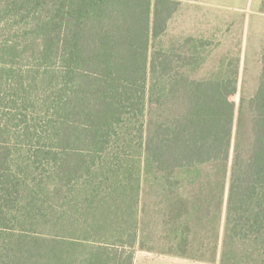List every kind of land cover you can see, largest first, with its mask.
Here are the masks:
<instances>
[{"label": "trees", "instance_id": "obj_1", "mask_svg": "<svg viewBox=\"0 0 264 264\" xmlns=\"http://www.w3.org/2000/svg\"><path fill=\"white\" fill-rule=\"evenodd\" d=\"M180 1L0 0V264H133L142 173L170 187L172 171L228 161L233 136L210 253L264 264V47L234 125L238 60L196 80L194 38L154 48ZM210 194L213 222L224 193Z\"/></svg>", "mask_w": 264, "mask_h": 264}, {"label": "rangeland", "instance_id": "obj_2", "mask_svg": "<svg viewBox=\"0 0 264 264\" xmlns=\"http://www.w3.org/2000/svg\"><path fill=\"white\" fill-rule=\"evenodd\" d=\"M152 1L154 2V0ZM249 12L250 20H252V17L255 16L254 9ZM244 14L246 13L232 14L228 12L226 19H214L212 16L209 17L205 9L196 4L181 0L179 10L170 21L165 35L159 38L154 46V48L167 49L173 44L177 47L186 38L193 37L196 41L197 61L194 64V68L188 72V75L196 80L220 78L227 70V63L230 61L233 65L238 60V84L236 97L234 98V125L237 122L240 99L247 100L255 92V84L259 82L261 74V65L257 66L255 63V60L258 61L259 57L251 55L254 50L252 45L254 42L256 43V38L254 37L253 39V35L250 32L247 35L246 33L244 34ZM190 17L194 18L191 19ZM199 40L206 44L203 46L199 45L197 43ZM245 42L247 51L244 54L243 46ZM147 108L148 113L145 119H148L149 117L147 116H150V107L148 106ZM233 145L234 136L231 142L229 159L221 165L212 163L193 168L189 171H172L168 175L170 187L167 186L165 175L142 173L140 185L143 210L140 213V217L138 216V236L141 243L144 240L143 236L146 235V238L151 243L154 245L158 244V220L159 215L162 213L161 210L165 208V206L163 208L161 206L168 203V201L164 200V196L168 194L166 192L168 188H171L173 193L210 194L211 192H223L224 196L227 194L232 167ZM216 199L214 197V201ZM189 210L190 208L186 211ZM188 218L192 223L194 216ZM221 219L220 212L213 218L212 226L208 223L207 233L191 232L188 234L189 237L194 238L188 244L185 242L183 245V249L186 248L187 253H190L189 258L204 259L207 257L209 259L211 257L210 248L213 245V253L216 251L215 257L218 256L219 245L222 241V238L220 239L219 237L221 234L223 235V223ZM149 226H153V230ZM201 236L203 239V236L208 238L206 247H204V241L201 242L199 239H195ZM216 260L217 258L214 259V262H217Z\"/></svg>", "mask_w": 264, "mask_h": 264}, {"label": "crops", "instance_id": "obj_3", "mask_svg": "<svg viewBox=\"0 0 264 264\" xmlns=\"http://www.w3.org/2000/svg\"><path fill=\"white\" fill-rule=\"evenodd\" d=\"M183 2H189L198 5L199 7L205 9L209 17L212 16L214 19H226L227 13L232 14L246 13L244 14V34H249V32L256 38V43L252 45L253 52L251 55L259 57V60L255 63L257 66L261 65L263 47H264V13L261 11L262 0H183ZM180 7V5H179ZM254 9L255 16L250 20V12ZM179 10V8H178ZM177 13V12H176ZM175 16V15H174ZM173 16V17H174ZM193 19L194 17H190ZM172 20V19H171ZM170 20V21H171ZM168 23V26L170 24ZM193 38V37H192ZM244 54L247 51L246 42L243 46ZM262 67V66H261ZM261 71V70H260ZM258 84H255L256 90L249 97L252 98L258 88ZM226 195L223 196V205L221 210L222 223L224 226L225 218V206H226ZM225 198V199H224ZM164 200L168 201L167 204L161 206L165 208L161 210V215H159V225L157 227V240L158 244L154 245L143 236V247H140L141 240L139 238L137 248L135 251L133 264H219L218 257L217 262H214L212 256L208 259L205 257L201 258H189L188 256H181L180 254H174L167 251V248L183 246L186 242L187 244L193 239L189 237V233H207L208 223L212 226V220H208V202L211 200V194L209 193H172L166 194ZM192 201H200L197 204L194 203L192 206ZM188 202V203H187ZM187 205L186 209H183L181 205ZM160 206V205H159ZM188 208H190L189 211ZM194 208V209H193ZM198 209V210H197ZM210 214L209 218H212V203L209 207ZM189 215V216H188ZM194 216L193 222L187 217ZM222 226V229H223ZM153 230V226H149ZM184 233V236H183ZM191 235V234H190ZM195 238L196 240L204 241V247L207 246L208 238L203 236ZM222 238V234L219 237ZM220 247V245H219Z\"/></svg>", "mask_w": 264, "mask_h": 264}]
</instances>
